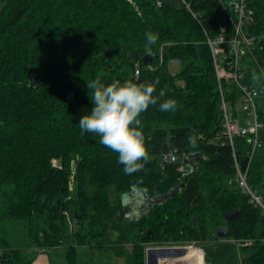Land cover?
I'll return each mask as SVG.
<instances>
[{"label":"trees","instance_id":"16d2710c","mask_svg":"<svg viewBox=\"0 0 264 264\" xmlns=\"http://www.w3.org/2000/svg\"><path fill=\"white\" fill-rule=\"evenodd\" d=\"M187 1L191 10L178 0H162V5L157 0H0V264L33 261L34 255L14 246L7 226L14 219L30 230L34 217L38 229L31 242L67 243L69 264L81 245L112 247L123 264H146L148 244L198 242L210 231L218 238L220 227L239 243L243 264H264V211L234 182L233 151L224 142L206 36H217L223 27L231 31L228 12L234 16L233 10L230 0ZM247 1L254 14L245 31L263 33L264 0ZM147 32L158 34L155 44L147 45ZM253 51L255 59L244 56V81L262 89L264 43ZM147 53L149 64L143 60ZM173 59L179 60L177 73L170 69ZM101 73L105 84L158 79L155 94L164 91L140 116L148 160L132 175L99 136L82 134L78 125L92 107L87 82ZM253 74L260 76L259 84ZM227 92L238 93L235 87ZM167 99L178 107L162 112L159 103ZM259 114L264 122V109ZM193 131L195 147L188 140ZM235 146L249 185L264 198V130L263 146L250 162L245 138H236ZM171 151L177 161H164ZM193 152L206 158L193 172H180L178 165ZM73 158L75 195L70 191ZM159 166L161 173H152ZM181 182V193L138 220L121 212L122 196L133 187L155 196ZM232 210L239 215L230 221L226 214Z\"/></svg>","mask_w":264,"mask_h":264},{"label":"built area","instance_id":"2783aa9c","mask_svg":"<svg viewBox=\"0 0 264 264\" xmlns=\"http://www.w3.org/2000/svg\"><path fill=\"white\" fill-rule=\"evenodd\" d=\"M178 1L184 3L191 10V5L187 0ZM157 5H162V0H157ZM230 5L234 15L232 16L231 12H228V16L233 21L232 30L223 27L217 36L212 38L208 33L206 36L211 49L220 92L224 142H227L233 151L237 172L234 182L249 196V200L254 206H259L264 211L263 196L249 185L247 170H242L240 167L235 146L236 138L241 136L245 138L249 162L263 146L264 122L260 117L258 106V98L263 90L244 81L243 62L244 56L247 54L255 59L253 49L259 43H264V32L254 35L246 33L245 27L253 21L254 14L253 9L248 6L247 0H230ZM193 14L197 17L196 13L193 12ZM173 62L179 63V60L173 59ZM138 74L139 70L137 69L136 75ZM228 87L237 89L236 96L232 97L227 92ZM188 155H185L184 163L177 167L180 172L189 171L185 162ZM202 158L206 157L202 155ZM55 161L57 162V160H53L54 164ZM164 161H177V154L174 151L166 153ZM197 163H195L196 166Z\"/></svg>","mask_w":264,"mask_h":264},{"label":"clouds","instance_id":"9594fccd","mask_svg":"<svg viewBox=\"0 0 264 264\" xmlns=\"http://www.w3.org/2000/svg\"><path fill=\"white\" fill-rule=\"evenodd\" d=\"M147 45L158 40V34L146 33ZM146 51L150 48L146 46ZM100 76L87 82L92 102L90 114L83 115L79 122L81 133L89 132L99 136V143L118 154V163L123 165L125 174L132 175L144 167L148 160L145 136L142 131L140 116L150 105H156L164 96L161 90L156 95L159 84L154 82L137 83L131 79L116 80L105 84ZM253 81L260 83V76L253 74ZM178 107L174 99L159 103L162 112ZM189 143L195 147L194 131L188 136Z\"/></svg>","mask_w":264,"mask_h":264},{"label":"rangeland","instance_id":"374dc122","mask_svg":"<svg viewBox=\"0 0 264 264\" xmlns=\"http://www.w3.org/2000/svg\"><path fill=\"white\" fill-rule=\"evenodd\" d=\"M170 69L173 73H177L180 70V66L177 63H172L170 65ZM262 90L263 93L258 98V106L260 109H264V88H262ZM159 161L162 162V158L159 157ZM70 168H71L70 191L75 195L77 191H76V181H75L76 162L74 158L72 159ZM179 193H181V191H179ZM37 229H38V221L36 217L32 219L30 230L27 225H24L21 221L14 219L9 221L7 226V231L10 233L9 235L14 239L13 241L15 242L14 245H17L15 247H21L22 249H24L23 245H26L28 242H30L29 233H31V236H34L37 232ZM211 233L212 232L210 231L209 234L211 235ZM132 236H133L132 234H128L127 241H130ZM212 241L210 239H206L199 242V245L204 249V259L206 260L207 264H222V262L220 261H222L224 257H226V259L229 261L230 264H240L241 261L240 250L235 243H231V242L221 243L216 245L214 250L212 247L213 245ZM124 246L127 247L129 246V244H125ZM176 246H179V244L175 245L171 243H160L158 241H154L150 243L151 252L149 253V264H153L154 259L158 261L162 259H169L172 258L173 256H183L184 253L182 254L179 253L178 252L179 247L176 248ZM89 248L91 249L86 248V249L78 250V254L76 253V264H123L125 261V259L122 256L116 255L117 253L114 251L112 247L97 248L92 246ZM195 251H196L195 249H191V255L193 254L194 257V264H196L198 257V254ZM51 252H52L51 257L53 258V261L56 264H58L57 261L61 262L62 264L68 263L67 252L64 245L56 247V249L51 250ZM183 257H185V255ZM215 257L216 258L222 257V259H220L219 262L218 261L216 262ZM201 259H202V254H201ZM201 261H203V259ZM156 264H158V262Z\"/></svg>","mask_w":264,"mask_h":264},{"label":"water","instance_id":"95a60500","mask_svg":"<svg viewBox=\"0 0 264 264\" xmlns=\"http://www.w3.org/2000/svg\"><path fill=\"white\" fill-rule=\"evenodd\" d=\"M176 1V0H173ZM144 63L149 64L151 60V53H147L143 57ZM263 91H261L262 93ZM70 99L72 100L74 97L73 93H70L69 95ZM202 154L200 152H193L190 153L186 157V165L189 168L188 173H191L195 170L196 168V162H198L201 159ZM162 171V167L159 166L157 170L152 173L159 174ZM184 186V183L181 182L171 188L168 192L164 194H159L155 196H149L148 194L142 192L140 189H138L136 186L132 188V190L122 196V210L121 212L125 215V218L129 221L133 220H138L141 218L143 215H145L147 212H149L154 205H157L159 203H163L167 201L168 199L176 196L179 191L182 189ZM239 215V210H232L226 214V219L227 220H234L238 217ZM193 222L196 224V217L193 216ZM149 233H151V230H148ZM217 236L219 238H230L231 237V232L227 227H220L217 230ZM151 248H147L146 250V258L147 262L149 264V253H150ZM179 253H184L186 248H179L178 249ZM153 264H156V259L153 260Z\"/></svg>","mask_w":264,"mask_h":264},{"label":"crops","instance_id":"0c3cea01","mask_svg":"<svg viewBox=\"0 0 264 264\" xmlns=\"http://www.w3.org/2000/svg\"><path fill=\"white\" fill-rule=\"evenodd\" d=\"M29 236H30V242H28L26 245H23L24 249H22V250H23V252L25 251V253H27V255H34V259H33V261L30 264H56L53 261V258L51 257V253H52L51 250L56 249V247H58V246H55V247L36 246V245H34L31 242V237H32L31 233H29ZM11 239H12V242H13L14 239L12 237H11ZM207 239H210L211 241L213 240L212 241V243H213L212 247H213L214 250H215L216 245H218V244L228 243V242L230 243L231 242V243H235L237 245V247L239 248V250L241 251V249L239 247L240 246L239 243L237 241H235L234 239H232L231 237L230 238H223V239L221 238V239H219V237L216 238L214 236V232H212L211 235H209V237ZM199 242L200 241H198V242L194 241V242H188V243H183V242L173 243L175 245L179 244V246H176V248L177 247L186 248L187 251L185 250V252H184L185 257H183L184 255L183 256H173L172 258H169V259H162V260H158V261L156 260V263L158 262V264H190L189 258H188L187 255H188L189 251H191V249H195L196 250L195 252L198 254L196 264H202V262H203V264H207L206 260L204 259V249L199 245ZM14 243L15 242H13V244ZM63 245L65 246L66 252H67V243H62L59 246H63ZM14 246H17V245H14ZM89 247H92V245H81V246H78L77 247V254H78V250L79 249H86V248L87 249H91ZM94 247H96V246H94ZM147 248H150V244L147 245L146 250H147ZM201 254H202L203 261H201L202 260L201 259ZM240 255H241V253H240ZM77 258H78V256H77ZM240 258H241L240 264H243L242 257H240ZM191 259H192L191 264H194L193 254L191 255ZM215 259H216V262L217 261L219 262V260L222 259V257H217V258L215 257ZM220 262H222V264H230L229 261L226 259V257H224V259L222 261H220ZM57 263L58 264H62L61 262H58V261H57ZM66 264H69V262L66 263ZM74 264H76V261H75ZM146 264H148L147 258H146Z\"/></svg>","mask_w":264,"mask_h":264},{"label":"bare ground","instance_id":"6f19581e","mask_svg":"<svg viewBox=\"0 0 264 264\" xmlns=\"http://www.w3.org/2000/svg\"><path fill=\"white\" fill-rule=\"evenodd\" d=\"M255 157V156H254ZM151 196V195H150ZM166 202V201H165ZM189 250V249H188ZM187 251V250H186ZM188 258H189V262H190V264H191V261H192V259H191V251H189V253H188Z\"/></svg>","mask_w":264,"mask_h":264}]
</instances>
